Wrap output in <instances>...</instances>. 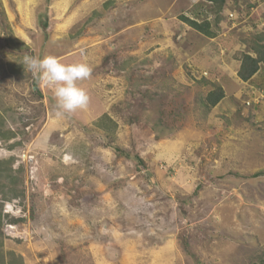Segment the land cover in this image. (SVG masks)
<instances>
[{
    "label": "rangeland",
    "instance_id": "1",
    "mask_svg": "<svg viewBox=\"0 0 264 264\" xmlns=\"http://www.w3.org/2000/svg\"><path fill=\"white\" fill-rule=\"evenodd\" d=\"M160 1L0 0V160L23 168L24 192L5 199L0 184L2 231L18 225L4 248L28 264H255L264 255V107L252 110L264 98L229 97L204 112L206 72L167 44L156 55L160 28L179 49L173 30L180 14L194 16L195 0ZM24 55L87 63L78 86L88 108L57 120L52 90L25 68L13 72ZM105 113L113 137L98 125ZM9 129L14 137L1 138ZM14 200L21 212L5 213Z\"/></svg>",
    "mask_w": 264,
    "mask_h": 264
},
{
    "label": "crops",
    "instance_id": "2",
    "mask_svg": "<svg viewBox=\"0 0 264 264\" xmlns=\"http://www.w3.org/2000/svg\"><path fill=\"white\" fill-rule=\"evenodd\" d=\"M205 1L209 4H213L210 0H195V5H193L192 10L194 11L192 12L194 16H191V18H196L200 21L205 18L207 14V19L213 21L212 24L216 31V35L206 36L183 21L179 22L178 28H176L177 30L171 25L170 28L165 25L166 29L167 27L168 29L172 28L174 29L173 31L177 32L175 36L178 37L179 34L182 35V41H180L181 39L179 38L178 40L176 37V41H179L181 46L179 49L175 48V43L169 42V38L166 36L165 31H163V28H160L161 34L158 36L161 41L157 42L160 47H158V53H156V55L160 56V52L166 47L169 51L172 50L176 53V55L180 53L183 60H186V63H192L194 66V68H192L193 72H207V77H209L207 79L210 82L218 83L225 89L226 96L222 101L230 97L233 103L239 99H243L245 103V100H249L252 97L250 94L252 89L264 88V64H262L258 72L247 81L242 80L238 76L242 64V55L245 52L253 56L256 55L250 50L248 40L257 34L264 33V0H225L226 3L221 15L224 16L226 22L224 19H221L218 23L215 20L216 14H211L208 9H206ZM173 2L177 3V5L175 7L171 5V8L177 7V9H180L179 7L182 5L185 7L184 1L178 3L177 0H174ZM202 4L204 5L202 6ZM186 7L189 6L187 5ZM230 12H236V18L229 19L227 14ZM182 24L185 25V35H183V32H180L179 29ZM190 31H192L191 34L193 37H197L199 41H195L193 37H187ZM193 32L195 34H193ZM162 37H164L167 42H162ZM165 44H167L166 47L164 46ZM183 46L184 48H182ZM173 57L177 58L175 55ZM177 59H179V57ZM180 70H182V65L181 67L179 66L178 72L180 73L179 77L184 79L183 82H185L187 77L181 75L183 72ZM193 75L196 76L194 73ZM252 107L254 111L258 108L262 109L264 104L253 105ZM26 259L25 264H28Z\"/></svg>",
    "mask_w": 264,
    "mask_h": 264
},
{
    "label": "trees",
    "instance_id": "3",
    "mask_svg": "<svg viewBox=\"0 0 264 264\" xmlns=\"http://www.w3.org/2000/svg\"><path fill=\"white\" fill-rule=\"evenodd\" d=\"M212 1V11L216 14L217 18L216 21H220L221 17V12L224 9L225 0H210ZM204 4H202L203 6ZM2 7V5H0ZM1 14L3 16V24L5 27L11 30V26L9 24V19L6 16V13L4 10L1 11ZM181 19L185 21L189 26H191L193 29L196 31L206 35V36H213L216 35V31L213 28V24L211 20H208L206 17L202 22H198L195 19H192L186 15H181ZM48 24L46 22H43V27L46 28ZM21 45H23L21 42H19ZM250 50L255 53L256 55L253 56L250 53H244L242 55V64L238 72V76L244 80L247 81L251 79L260 69L261 65L264 64V33L257 34L253 36L250 40H248ZM25 45V44H24ZM25 47H28L25 45ZM23 56L17 57L15 60V64L13 66V72H16L20 74L19 72L24 68L23 64L20 62L22 61ZM0 67H4L0 66ZM206 84H211L213 85L212 90L208 92L205 96L201 97V105L204 109V112H209L210 109L214 108L219 104L224 97L226 96L225 89L218 83H213L208 81L207 79L203 80ZM2 116L0 114V129H3L2 127ZM98 125L101 126L107 133V135L113 137L114 133L116 131L117 127V122L113 120V118L105 113L104 115L101 116L100 121L98 122ZM15 135L14 131L11 129L9 130H3V133L1 135V138L4 139H11ZM114 149L117 152L123 151L119 146H114ZM12 161L10 160H0V182L5 181V184L0 183L5 187L6 185L8 186V190L4 191L8 193L5 195V199H16L20 198V196L23 195V190H21L19 187L23 182V178L20 177V173L23 171V168H19L15 170L12 166ZM6 217H10L8 214L3 213V204H0V264H25L24 257L14 250H5L4 248V241L5 238L7 237L2 231V223H5ZM19 222L18 218H11L8 219L10 222ZM11 223V222H10ZM255 264H264V255H262Z\"/></svg>",
    "mask_w": 264,
    "mask_h": 264
},
{
    "label": "clouds",
    "instance_id": "4",
    "mask_svg": "<svg viewBox=\"0 0 264 264\" xmlns=\"http://www.w3.org/2000/svg\"><path fill=\"white\" fill-rule=\"evenodd\" d=\"M229 14L227 16L230 19ZM188 17L191 18V16ZM192 19L197 20L196 18ZM204 19L197 21L202 22ZM181 37L182 35L179 34L178 38L181 39ZM20 63L23 64L26 72H30L52 90L56 101L55 116L57 120L63 118L65 114H72L77 110L88 108L90 97L84 89L78 86L79 81L85 80L91 75V68L87 63L65 64L53 56L39 58L32 55H24ZM203 75L206 77L208 73Z\"/></svg>",
    "mask_w": 264,
    "mask_h": 264
},
{
    "label": "built area",
    "instance_id": "5",
    "mask_svg": "<svg viewBox=\"0 0 264 264\" xmlns=\"http://www.w3.org/2000/svg\"><path fill=\"white\" fill-rule=\"evenodd\" d=\"M229 17H230V19H234V18H236V13L235 12H231L230 14H229ZM205 75H207V72L205 73ZM252 92H253V94H254V98L253 97H251L250 99H249V101L247 102V104H251V102H252V100L254 101V100H259V99H261V98H264V89L263 88H255V89H252ZM9 203H14V204H9L8 205V207H9V209L8 210H6V212L5 213H9V212H12V213H14V214H16L17 212V210L19 209V206L17 205L18 204V201L17 200H14V201H11V202H9ZM17 203V204H16ZM19 212H21V210L19 209L18 210ZM17 226L18 225H15V224H7L6 225V227L8 228L7 230H6V228H5V230H6V233H5V235L6 236H8V237H11V236H14V233L11 231L10 233H8V230H9V228L10 227H12V229H16L17 228Z\"/></svg>",
    "mask_w": 264,
    "mask_h": 264
}]
</instances>
